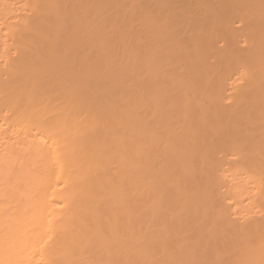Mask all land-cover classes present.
Wrapping results in <instances>:
<instances>
[{
    "label": "bare ground",
    "instance_id": "1",
    "mask_svg": "<svg viewBox=\"0 0 264 264\" xmlns=\"http://www.w3.org/2000/svg\"><path fill=\"white\" fill-rule=\"evenodd\" d=\"M0 264H264V0H0Z\"/></svg>",
    "mask_w": 264,
    "mask_h": 264
}]
</instances>
